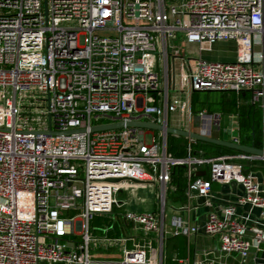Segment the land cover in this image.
Instances as JSON below:
<instances>
[{"label":"built area","instance_id":"2783aa9c","mask_svg":"<svg viewBox=\"0 0 264 264\" xmlns=\"http://www.w3.org/2000/svg\"><path fill=\"white\" fill-rule=\"evenodd\" d=\"M46 1L47 15L45 0H0V264H94L92 242L119 247L115 264H162L167 237L199 233L251 264L264 242V185L247 167L264 154L193 153L189 138L188 154L177 157L165 129L92 127L142 120L194 131L195 92L249 91L262 110L264 149V0ZM225 42L236 46L233 60L203 55ZM194 118L196 132L222 130L218 113ZM224 130L242 144L237 124ZM176 167L186 169L188 199L210 207L203 222L189 204L171 207L167 221ZM214 182L242 193L216 205ZM245 205L260 208L263 229L239 214ZM96 215H119L142 236H108L112 225L93 237Z\"/></svg>","mask_w":264,"mask_h":264},{"label":"crops","instance_id":"0c3cea01","mask_svg":"<svg viewBox=\"0 0 264 264\" xmlns=\"http://www.w3.org/2000/svg\"><path fill=\"white\" fill-rule=\"evenodd\" d=\"M219 93L221 94V92ZM239 103L240 104H256V103L258 104V102L256 103L252 102V98H249L247 100L241 99ZM201 110H205L209 112L208 108L202 107L199 111ZM214 113H218L221 115V127H222V130L220 132H216L219 135L217 136L215 135V137L228 140L227 138L220 136V134H223L224 132L222 123L225 124L224 125L225 127L230 124H237L241 132V127H242L243 118H244L243 115H245V113H243V115L241 116L237 113H231V114H222L220 112H214ZM173 123H174L173 125L175 126L180 125V127L182 128L187 127L186 125L180 122H177V121ZM192 126L193 125H191V128ZM187 139L189 140V138ZM204 171L206 172V170H203V169L200 170L199 172L200 175L207 176L206 174L207 172L204 174ZM251 171H253L256 174L258 181H260L264 185V172L262 170H258V171L251 170ZM185 181L187 183V177H185ZM177 189H178V184L176 180L175 181L173 180L171 183V188L168 192V199L170 200L171 204L174 205V207H179L183 204H187V205L189 204V206H191V208L193 209L192 210L193 218H197L199 219L200 222H203L206 219V215L210 209V207L206 206L204 203L205 198L203 197L195 198L194 197L191 200H189L185 192L186 199L184 202L181 203L171 198V193L175 192ZM241 193H242V188L236 183L222 184V183L214 182L212 186V200L214 204L216 205L235 202ZM238 212L244 218H246L247 215L251 217V220H247V224L249 226L254 227L255 229H263L262 227L263 221L260 219V208L251 206V205H245L243 207H240ZM122 221L126 226L129 224L131 225V223L128 221H124L123 219ZM254 221H257V223H255ZM113 229H114V225H113V228L108 231V233H110V231H112ZM120 229L123 231L122 227H120ZM108 236L110 235L108 234ZM154 245L155 246L157 245L156 241H154ZM207 257L216 258V259L225 261L228 264H240V259L237 256L226 255L222 253L221 251H219L218 241L216 238L205 235L203 233L192 235L190 237L188 236H169L165 239L163 246H162V264H190L197 258H207ZM250 258H251V264H264V242L261 244V247L259 250L253 251Z\"/></svg>","mask_w":264,"mask_h":264},{"label":"trees","instance_id":"16d2710c","mask_svg":"<svg viewBox=\"0 0 264 264\" xmlns=\"http://www.w3.org/2000/svg\"><path fill=\"white\" fill-rule=\"evenodd\" d=\"M201 92H195L192 96V109L193 112H198L202 107L208 108L209 112H220L222 114L237 113L240 116L243 115V123L241 127L243 144L255 145L258 148L262 147V110L258 107V104H240L239 101L242 99L247 100L252 98V94L248 91H223L220 97L216 100H210L208 97L201 99ZM199 141L191 143V149L193 153L202 152L209 156H216L221 154L236 153L238 150L227 148L224 146H219L216 144L209 143L213 145L214 148H207L205 151L197 149ZM189 140L183 136H176L170 134L168 137V151L170 154L177 157H184L188 154ZM248 169L258 171L262 170L264 172V164L262 163H251L248 164ZM185 172L184 167H176L173 180L177 182L178 189L171 193V198L175 201L184 202L186 199L185 195ZM114 230V231H113ZM108 233L110 236H118L121 234L122 230L118 226H114V229Z\"/></svg>","mask_w":264,"mask_h":264},{"label":"rangeland","instance_id":"374dc122","mask_svg":"<svg viewBox=\"0 0 264 264\" xmlns=\"http://www.w3.org/2000/svg\"><path fill=\"white\" fill-rule=\"evenodd\" d=\"M176 1V0H173ZM100 35H107L110 34L109 32H98ZM198 48L199 46L197 44H192L188 46V49L192 51L190 53L191 55L198 56ZM204 56L206 58H213L223 61H230L233 60L237 54L236 46L232 42H225V43H217L215 45H212L210 47H207L204 52ZM183 54H186V51H183ZM201 99L209 98L210 100H216L219 98L220 93L219 92H201ZM260 104L258 103V107ZM260 108V107H259ZM194 116L196 115V112L193 113ZM193 116L192 121V129L194 131L198 130L197 123L195 121V118ZM183 122H185V119H183ZM171 124H174L171 122ZM223 129L225 128V124L222 123ZM263 128V125H262ZM223 134H220V136H223L224 138L229 139L228 134L223 130ZM226 134V135H225ZM214 135H219L218 133H214ZM151 141V135H147V142ZM199 144L198 146H195L197 149L201 151H205L207 148H214L213 145H210L209 142L200 141L198 140ZM143 194H146L142 192ZM121 197H124V194L120 195ZM174 205L171 204L170 200L167 201V221H170L171 215L173 213L172 208ZM73 213V211H71ZM110 225L122 227L123 231L119 236H131L139 238L142 236V232L140 230H136L132 225H125L119 215H117L116 219H109L105 216L96 215L94 219L91 222V232L93 237L101 238L102 236H105V229L109 227ZM91 255L97 261L94 264H115V262H119L122 259V250L119 247H112V248H105L100 243L98 246L94 245V242L91 244ZM42 264H62V263H42Z\"/></svg>","mask_w":264,"mask_h":264},{"label":"water","instance_id":"95a60500","mask_svg":"<svg viewBox=\"0 0 264 264\" xmlns=\"http://www.w3.org/2000/svg\"><path fill=\"white\" fill-rule=\"evenodd\" d=\"M45 13L47 15V1L46 0H45ZM125 126L132 127V128L142 127V128H149V129H154V130L165 129L167 132H169L172 135L183 136V137L190 138V139L205 141V142H209V143L216 144L219 146H224L227 148L243 151V152L254 153V154H259V155L264 154V149L258 148L255 145L239 144V143H235V142L222 139L219 137H212V136H208L203 133H200V132L180 129V128H176L172 126L164 127L160 124H157L155 122H150V121L134 120V121H129V122H124V121L113 122V123L94 126L92 127V130L93 131L111 130V129L123 128ZM75 131H84V130L81 129V130H75ZM48 133H51V131H48ZM205 173L206 172L204 171V174Z\"/></svg>","mask_w":264,"mask_h":264}]
</instances>
